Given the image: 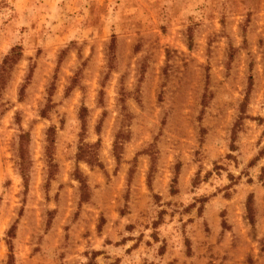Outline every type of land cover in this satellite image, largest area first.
<instances>
[{"label":"rangeland","instance_id":"1","mask_svg":"<svg viewBox=\"0 0 264 264\" xmlns=\"http://www.w3.org/2000/svg\"><path fill=\"white\" fill-rule=\"evenodd\" d=\"M0 82V264H264V0H0Z\"/></svg>","mask_w":264,"mask_h":264},{"label":"trees","instance_id":"2","mask_svg":"<svg viewBox=\"0 0 264 264\" xmlns=\"http://www.w3.org/2000/svg\"><path fill=\"white\" fill-rule=\"evenodd\" d=\"M9 60L11 59V58H8ZM0 86H1V82H0Z\"/></svg>","mask_w":264,"mask_h":264}]
</instances>
